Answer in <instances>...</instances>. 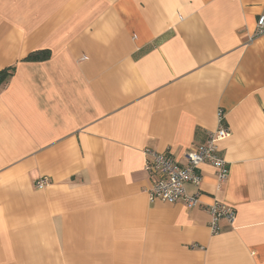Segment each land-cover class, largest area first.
Returning <instances> with one entry per match:
<instances>
[{
    "label": "crops",
    "instance_id": "0c3cea01",
    "mask_svg": "<svg viewBox=\"0 0 264 264\" xmlns=\"http://www.w3.org/2000/svg\"><path fill=\"white\" fill-rule=\"evenodd\" d=\"M262 15L264 0H0V264H264ZM219 110L227 180L205 164L197 207L151 203L144 151L183 164ZM214 204L235 212L216 232Z\"/></svg>",
    "mask_w": 264,
    "mask_h": 264
},
{
    "label": "built area",
    "instance_id": "2783aa9c",
    "mask_svg": "<svg viewBox=\"0 0 264 264\" xmlns=\"http://www.w3.org/2000/svg\"><path fill=\"white\" fill-rule=\"evenodd\" d=\"M264 34V15L256 20L255 35ZM218 127L209 132L206 140L192 147L183 155L184 163L180 164L174 160L169 153H157L150 149L144 151V171L154 179L150 189L147 190L151 203L161 201L167 204H175L182 201L187 208L198 206V196H189L186 185L198 187L202 180L199 169L202 165H210L216 170L218 184L227 180L229 169L219 153V143L226 140L229 130L222 125L223 112H218ZM48 183L45 177L40 178L35 188L42 190ZM211 215V229L216 232V223L220 219L227 220L230 224L235 221V212L231 207L222 204H214L209 209Z\"/></svg>",
    "mask_w": 264,
    "mask_h": 264
},
{
    "label": "trees",
    "instance_id": "16d2710c",
    "mask_svg": "<svg viewBox=\"0 0 264 264\" xmlns=\"http://www.w3.org/2000/svg\"><path fill=\"white\" fill-rule=\"evenodd\" d=\"M46 57H48V53L47 52H39V53H35V54H32L30 55L29 57H27V59H45ZM11 71L12 69H10L9 71L7 72H0V82H2L3 80H5L7 77V74L11 75Z\"/></svg>",
    "mask_w": 264,
    "mask_h": 264
}]
</instances>
